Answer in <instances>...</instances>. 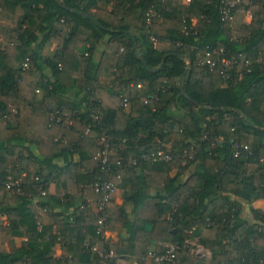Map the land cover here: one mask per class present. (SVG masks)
Listing matches in <instances>:
<instances>
[{
    "label": "trees",
    "instance_id": "obj_1",
    "mask_svg": "<svg viewBox=\"0 0 264 264\" xmlns=\"http://www.w3.org/2000/svg\"><path fill=\"white\" fill-rule=\"evenodd\" d=\"M240 2L251 22L232 27L229 0H0V264H264V0ZM242 57L224 79L219 61ZM103 135L108 176L92 155ZM117 173L121 206L92 187ZM165 244L174 261L154 263Z\"/></svg>",
    "mask_w": 264,
    "mask_h": 264
},
{
    "label": "built area",
    "instance_id": "obj_2",
    "mask_svg": "<svg viewBox=\"0 0 264 264\" xmlns=\"http://www.w3.org/2000/svg\"><path fill=\"white\" fill-rule=\"evenodd\" d=\"M189 0H187L186 2H188ZM229 7L223 9L222 13L225 15L226 20L227 21H231L233 18V14L236 12H240L243 11L242 9H240L237 4H240V0H229ZM231 9H234V13L233 14H229L231 13ZM219 63L221 64V75L224 79L226 80H230L231 76H230V70L232 69V67H248L250 65V61L245 59V58H241L240 61H237L235 58H231V59H221L219 61ZM217 62L213 61L210 59L209 55L206 56V58L202 59L200 61V65L202 66H207L210 70H212L215 66H216ZM24 68H27V65H23ZM140 87V86H138ZM124 106H126V102H124ZM89 132V130L87 129L85 131V134H87ZM235 150V154L234 156L237 157L238 155V148L239 145L235 144L234 145ZM244 149H247L246 147H244ZM93 158L94 160H97L100 164L101 170L103 172V174L105 176H108L110 171H111V155H112V150L110 147V143L107 139V137L105 135L99 137L96 140L95 143V149L93 150ZM154 157V161L156 160H160L163 159L165 161H169L171 159V157L169 155H164L162 152H158L155 155H153ZM130 164L135 165L136 164V160L132 159L130 160ZM116 182H112V181H104L102 183H95L92 185V187L94 188V190L96 192H105L106 195L104 196L103 201L106 202L108 200L111 199L112 195L115 193V191L117 190V184L118 182L121 180V175L119 173L116 174ZM17 184V182H13V181H9L7 188L10 187H14ZM42 196L45 195L44 192L41 193ZM102 222V220L100 221ZM165 251L159 255H153V261L154 263H161V262H173L174 261V257H175V247L174 245H167L165 247ZM200 252V251H199ZM200 257H207L209 258L210 253L208 251H205V255H198ZM106 257L110 260L115 258V254L112 251H107L106 252Z\"/></svg>",
    "mask_w": 264,
    "mask_h": 264
},
{
    "label": "crops",
    "instance_id": "obj_3",
    "mask_svg": "<svg viewBox=\"0 0 264 264\" xmlns=\"http://www.w3.org/2000/svg\"><path fill=\"white\" fill-rule=\"evenodd\" d=\"M186 1L187 0H185V2ZM250 22H251V16L249 12L245 10L234 13L233 18L230 21L232 27H236L240 24H249ZM11 25H12L11 19L5 14H0V49H3L10 43L9 36H10ZM104 49H105V45L104 44L100 45L99 50L95 55L96 59L100 58L101 53L104 51ZM55 51H56V45L48 44L43 49L42 56L52 57ZM123 194H124V191L117 189L115 193L112 195L111 200L115 204L121 206L123 205ZM61 196H62V193L57 192L54 186H51L49 188L48 197L51 198V197H61ZM47 200H48L47 198L44 199V201H47ZM40 201H42V199H39V200L35 199L33 201L31 208L36 213L40 226H46V225L51 224V220L47 217L46 212L43 209H41V207L39 206L38 202ZM87 205L95 212L99 210L97 209L98 207L96 203H94L93 201H89ZM254 206L264 210V200L255 202ZM54 209L55 211H59L60 207L58 208L55 207ZM64 212L69 213L70 211L64 210ZM1 220H2V224L6 223L5 218H1ZM104 235H105V239L108 240L112 244H115L118 240V235L114 232L106 231ZM14 241H15L16 246H19L20 243L23 241V239L15 238ZM166 245L168 244H165V246ZM60 256H61V246H60V243H57L52 248V257L55 259H58L60 258ZM128 263L137 264L134 260H130V261L127 260L126 263L124 264H128ZM67 264H73V263L67 262ZM146 264H149V261H147Z\"/></svg>",
    "mask_w": 264,
    "mask_h": 264
},
{
    "label": "rangeland",
    "instance_id": "obj_4",
    "mask_svg": "<svg viewBox=\"0 0 264 264\" xmlns=\"http://www.w3.org/2000/svg\"><path fill=\"white\" fill-rule=\"evenodd\" d=\"M173 174H174V172H172V175ZM186 243L192 248V252H193L194 255H197V256L200 255V254L205 255V251L206 250L201 245L198 244L196 239L191 238L190 240L186 241ZM168 245H172V244H168Z\"/></svg>",
    "mask_w": 264,
    "mask_h": 264
},
{
    "label": "water",
    "instance_id": "obj_5",
    "mask_svg": "<svg viewBox=\"0 0 264 264\" xmlns=\"http://www.w3.org/2000/svg\"><path fill=\"white\" fill-rule=\"evenodd\" d=\"M71 12H76V11H73V10H71ZM78 13H80V12H78ZM81 15H84L83 13H80ZM85 17H87V18H89L87 15H84ZM92 21L94 22V23H96V21L94 20V19H92Z\"/></svg>",
    "mask_w": 264,
    "mask_h": 264
}]
</instances>
